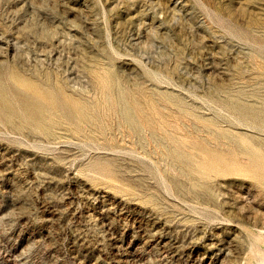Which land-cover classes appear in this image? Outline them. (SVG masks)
Wrapping results in <instances>:
<instances>
[{"label":"rangeland","instance_id":"obj_1","mask_svg":"<svg viewBox=\"0 0 264 264\" xmlns=\"http://www.w3.org/2000/svg\"><path fill=\"white\" fill-rule=\"evenodd\" d=\"M0 264H264V0H0Z\"/></svg>","mask_w":264,"mask_h":264},{"label":"bare ground","instance_id":"obj_2","mask_svg":"<svg viewBox=\"0 0 264 264\" xmlns=\"http://www.w3.org/2000/svg\"><path fill=\"white\" fill-rule=\"evenodd\" d=\"M13 67H14V66H13ZM21 70H22V69H21ZM33 73H34V72H33ZM15 77H16V76H15ZM23 77H24V76H23ZM38 81H39V80H38ZM41 81H42V80H41ZM28 83H29V82H28ZM3 85H4V84H3ZM28 86H29V85H28ZM26 89H27V88H26ZM31 89H32V88H31ZM33 90H34V89H33ZM3 91H4V90H3ZM23 91H24V90H23ZM45 91H46V90H45ZM20 92H21V91H20ZM24 92H25V91H24ZM5 93L7 94V92L4 91V93H3V97H5V96H4ZM28 93H29V92H28ZM28 93H27V94H28ZM41 93H42V92H41ZM41 93H40V94H41ZM43 93H44V91H43ZM46 93H47V92H46ZM49 93H50V92H49ZM29 94H30V93H29ZM32 94H33V93H32ZM34 94H35V93H34ZM1 95H2V94H1ZM11 95H12V94H11ZM35 95H36V94H35ZM37 95L39 96V94H37ZM43 95H45V94H43ZM25 96H26V95H25ZM9 97H10V96H9ZM41 97H42V96H41ZM54 97H56V96H54ZM5 99H6V98H5ZM10 99H11V97H10ZM53 99H54V98H53ZM11 100H12V99H11ZM13 101L15 102L16 100H13ZM6 102H7V100H6ZM16 103H17V102H16ZM48 103H49V102H48ZM7 104H8V103H7ZM44 104H46V103L44 102ZM16 105H17V104H16ZM18 105H19V104H18ZM46 105H47V104H46ZM44 106H45V105H44ZM24 107H25V106H24ZM50 107H51V106H50ZM2 108H3V107H2ZM45 108H46V107H45ZM51 108H52V107H51ZM28 109H29V108H28ZM28 109H27V110H28ZM43 109H44V108H43ZM43 109H42V110H43ZM17 110H18V109H17ZM22 110H23V108H22ZM25 110H26V109H25ZM25 110H24V111H25ZM36 110H37V109H36ZM42 110H39V111H40V114H41ZM48 110H49V105H48ZM48 110H47L46 112H48ZM60 110H61V109H60ZM69 110H70V109H69ZM230 110H231V109H230ZM54 111L56 112V110H54ZM57 111H58V110H57ZM74 111H75V110H74ZM94 111H95V110H94ZM2 112H3V111H2ZM2 112H1V113H2ZM4 112H5V111H4ZM11 112H12V111H11ZM27 112H28V111H27ZM33 112H34V111H33ZM37 112H38V110H37ZM55 112H54V113H55ZM71 112H72V111H71ZM30 113H31V112H30ZM38 113H39V112H38ZM51 113H52V112H51ZM91 113H92V112H91ZM13 114H15V112H13ZM21 114H22V113H21ZM34 114H35V116L37 117L38 114H37L36 112H35ZM43 114H44V113H43ZM71 114H73V113H71ZM4 115H5V114H4ZM10 115H12V114H10ZM18 115H19V114H18ZM31 115L34 117V115H33L32 113H31ZM31 115H30V116H31ZM55 115H57V114L55 113ZM55 115H54V116H55ZM6 116H8V115H6ZM24 116H26V115L24 114ZM44 116H45V115H44ZM61 116H62V118H63V114H62ZM61 116H60V117H61ZM39 117H40V116H38L37 118H39ZM25 119H26V117H25ZM31 119H32V118H31ZM31 119H30V120H31ZM39 119H41V117H40ZM262 120H263V119H262ZM36 123H37V122H36ZM71 125H72V124H71ZM35 128H36V127H35ZM35 132H36V131H35Z\"/></svg>","mask_w":264,"mask_h":264}]
</instances>
